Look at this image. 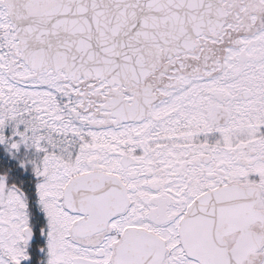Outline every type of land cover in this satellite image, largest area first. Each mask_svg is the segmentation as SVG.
Returning a JSON list of instances; mask_svg holds the SVG:
<instances>
[{
	"label": "snow or ice",
	"instance_id": "6c2138e0",
	"mask_svg": "<svg viewBox=\"0 0 264 264\" xmlns=\"http://www.w3.org/2000/svg\"><path fill=\"white\" fill-rule=\"evenodd\" d=\"M29 248L264 264V0H0V264Z\"/></svg>",
	"mask_w": 264,
	"mask_h": 264
},
{
	"label": "flooded vegetation",
	"instance_id": "af4514ba",
	"mask_svg": "<svg viewBox=\"0 0 264 264\" xmlns=\"http://www.w3.org/2000/svg\"><path fill=\"white\" fill-rule=\"evenodd\" d=\"M14 175H15L14 181L18 183L24 182L25 186H28V184L34 179L31 173H28L27 175L26 174L20 175V172H14ZM41 243H43V241H41ZM29 255L32 256L33 259L30 261H24L22 262V264H35L36 252L34 248H29Z\"/></svg>",
	"mask_w": 264,
	"mask_h": 264
},
{
	"label": "rangeland",
	"instance_id": "374dc122",
	"mask_svg": "<svg viewBox=\"0 0 264 264\" xmlns=\"http://www.w3.org/2000/svg\"><path fill=\"white\" fill-rule=\"evenodd\" d=\"M6 158H7V156H5ZM11 162H13L14 163V165H15V167H16V172H20V175H23V174H28V173H31L30 171H25V170H21V169H19V167L16 165V163H15V161H12L11 160ZM10 175V179H11V181L13 182V183H18V182H15L14 181V172L13 173H10L9 174ZM34 178V177H33Z\"/></svg>",
	"mask_w": 264,
	"mask_h": 264
},
{
	"label": "trees",
	"instance_id": "16d2710c",
	"mask_svg": "<svg viewBox=\"0 0 264 264\" xmlns=\"http://www.w3.org/2000/svg\"><path fill=\"white\" fill-rule=\"evenodd\" d=\"M4 159H5V162H6L7 166L12 169V171L10 173L16 172V170H15L16 167H15L14 163L11 162V160H9L6 157H4Z\"/></svg>",
	"mask_w": 264,
	"mask_h": 264
}]
</instances>
